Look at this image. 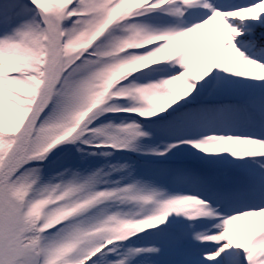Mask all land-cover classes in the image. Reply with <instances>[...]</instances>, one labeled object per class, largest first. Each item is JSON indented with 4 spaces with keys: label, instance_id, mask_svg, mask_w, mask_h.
<instances>
[{
    "label": "snow or ice",
    "instance_id": "6c2138e0",
    "mask_svg": "<svg viewBox=\"0 0 264 264\" xmlns=\"http://www.w3.org/2000/svg\"><path fill=\"white\" fill-rule=\"evenodd\" d=\"M0 264H264V0H0Z\"/></svg>",
    "mask_w": 264,
    "mask_h": 264
}]
</instances>
